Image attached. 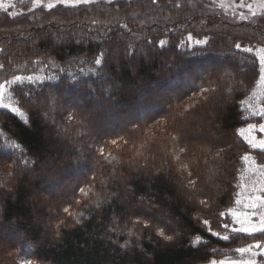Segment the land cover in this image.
<instances>
[{"label": "trees", "instance_id": "16d2710c", "mask_svg": "<svg viewBox=\"0 0 264 264\" xmlns=\"http://www.w3.org/2000/svg\"><path fill=\"white\" fill-rule=\"evenodd\" d=\"M45 3L0 10V84L22 78L0 107V264H213L264 245L229 214L264 165L241 134L264 119L247 105L264 11Z\"/></svg>", "mask_w": 264, "mask_h": 264}, {"label": "rangeland", "instance_id": "374dc122", "mask_svg": "<svg viewBox=\"0 0 264 264\" xmlns=\"http://www.w3.org/2000/svg\"><path fill=\"white\" fill-rule=\"evenodd\" d=\"M45 1H46V3H45L46 7L49 3L56 4V0H40L39 5H41L42 2H45ZM94 1H97V0H88V2H84V0H81V2L78 4L91 3ZM212 1L221 5L223 8L229 10L230 12L237 14V16L240 17V19H243L248 14L249 15H255V14H258V13H261L264 11V0H212ZM22 2L37 5V3L34 2V0H0V3H2L4 5V7H0V10L14 8L15 5H17L19 3L21 4ZM72 5H77V4H72ZM241 5H244V6L242 7ZM249 5L251 7H249ZM257 56H258L259 62H260V57L264 56V50H259L257 52ZM8 98L9 97L7 95V92H6V90H4L3 103L8 105V109H11L12 104ZM263 103H264V80H261V64H260L259 85H258V88L256 90V93L254 94V97L249 100L247 105H248V107L253 106V105L254 106L257 105L258 109H260L259 112H262V111H264V105H262ZM262 124H264V119H263ZM260 125H258V126L253 125V126H255L253 128H249V126H248L246 129H243L241 131V134L244 136V138L246 139L247 142L249 140H251L254 145H259L261 141H264V132H262L260 130ZM250 147L254 150H261L259 147H253L252 145H250ZM262 151H264V150H262ZM256 172L257 173H255V175L257 174V176L258 175L260 176V177H258V178H260V183H258L259 185L253 191H252V189L254 187L252 189H247V188L245 189V191L243 192V196L241 197V201L239 203V208L235 212L238 215L241 213H251L253 211V209L246 207V205L250 203V197L251 196H253V195H264V193L259 191L260 188L264 187V174H262L261 168L257 169ZM256 211L258 213L264 212V208H258ZM240 218L243 219V216H240ZM257 219H258V217H253L254 221H256ZM236 225H237V227L240 226L237 223H236ZM253 251L259 253L260 249L259 248H253ZM241 256H242L241 259H233V260H246V259L252 258L250 253H245ZM260 257H261V259H260ZM255 260H256V264H264V256L257 255L255 257ZM231 261L232 260H224L223 262H224V264H230ZM216 264H220V262H218Z\"/></svg>", "mask_w": 264, "mask_h": 264}, {"label": "snow or ice", "instance_id": "6c2138e0", "mask_svg": "<svg viewBox=\"0 0 264 264\" xmlns=\"http://www.w3.org/2000/svg\"><path fill=\"white\" fill-rule=\"evenodd\" d=\"M34 2L37 3V5L40 4V0H34ZM80 2H81V0H56V4H64L65 6H71L72 4H78ZM84 2H88V0H84ZM154 2H155V0H154ZM55 6L56 5L53 4V3H49L47 5V7L49 9H51V8H53ZM241 6L243 7L244 5H241ZM0 7H4V5L2 3H0ZM249 7H251V6L249 5ZM5 10H7V9H5ZM196 43L197 44H202V43H204V41L197 40ZM160 46L161 47L164 46V41L160 42ZM236 47L239 49L240 45L237 44ZM245 51L252 52V49L251 48H247V49H245ZM95 63L97 65H99L101 63V60L100 59H96ZM260 64H261V80H264V56L260 57ZM2 67H3V65H0V68H2ZM21 79L22 78L20 76H16L14 78V80L5 81V83L0 84V107L8 108V105L3 103L5 85H11V84H13L16 81H20ZM23 79H27L29 82L33 81V77H31V76L25 77ZM256 115L264 116V111L258 112V113H256ZM253 127H255V126L249 125V128H253ZM260 130L262 132H264V124L260 125ZM113 143H115V141ZM248 143L250 145H252L253 147H259L261 150H264V141H261L259 145H254L251 140H249ZM244 159L247 160L248 157L245 156ZM260 168H261L262 174H264V165H261ZM81 191H83V190H81ZM259 191L264 193V187L260 188ZM202 203H204V202L202 201ZM236 203L239 204L240 201L237 200ZM246 207H248L250 209H253V211L251 213H241V214L238 215L237 213L232 212L231 210H229V214L232 215L233 217H235L236 218L235 222L240 225L239 227H233L231 229V231L232 232L245 233V234H247L249 236H252V235H254L257 232L264 233V212H259L258 213L256 211L258 208H264V195H253V196H251L250 197V203L247 204ZM66 211H67V209H66ZM220 215L224 216L225 214L221 213ZM240 216H243V219H241ZM253 217H258V219L256 221H254ZM208 223L209 222L207 220L204 221L205 225H207ZM223 227L225 229H227L229 227L228 223H224ZM209 231H211V229H209ZM212 234L213 235H217V236L219 235V233H212ZM160 235L161 236L164 235L163 231L160 232ZM166 238L167 239H171L170 237H166ZM221 238L224 239V240H228L229 239V237L227 235L222 236ZM197 239L199 240V238H197ZM253 248H259L260 252L257 253L255 251H253ZM236 251L238 253H240L241 255H243L245 253H250L252 258L246 259V260H232L230 262V264H256L255 257L257 255L264 256V245H262L261 243L257 242L255 245H248L247 247H241V248L236 249ZM213 264H216V262L213 261ZM220 264H224V262L221 261Z\"/></svg>", "mask_w": 264, "mask_h": 264}]
</instances>
